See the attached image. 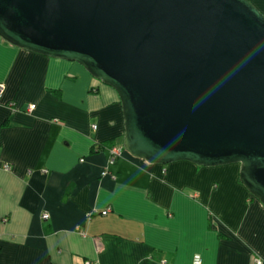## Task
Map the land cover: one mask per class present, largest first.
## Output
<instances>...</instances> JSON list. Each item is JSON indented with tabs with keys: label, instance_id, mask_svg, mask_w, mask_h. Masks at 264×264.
<instances>
[{
	"label": "crops",
	"instance_id": "1",
	"mask_svg": "<svg viewBox=\"0 0 264 264\" xmlns=\"http://www.w3.org/2000/svg\"><path fill=\"white\" fill-rule=\"evenodd\" d=\"M249 1L264 14V0ZM0 83V264L264 261V206L239 164H149L126 151L112 164L125 133L118 93L1 38Z\"/></svg>",
	"mask_w": 264,
	"mask_h": 264
},
{
	"label": "water",
	"instance_id": "2",
	"mask_svg": "<svg viewBox=\"0 0 264 264\" xmlns=\"http://www.w3.org/2000/svg\"><path fill=\"white\" fill-rule=\"evenodd\" d=\"M0 38L113 88L149 164L240 165L264 206V14L249 0H0Z\"/></svg>",
	"mask_w": 264,
	"mask_h": 264
},
{
	"label": "built area",
	"instance_id": "3",
	"mask_svg": "<svg viewBox=\"0 0 264 264\" xmlns=\"http://www.w3.org/2000/svg\"><path fill=\"white\" fill-rule=\"evenodd\" d=\"M3 90H4L3 84L0 83V99L3 96V92H4ZM35 107H36L35 105H30L28 108V112L33 111L35 109ZM93 127H94V129H96V126H93ZM109 151L111 153V163L114 164L118 158H121L124 155L126 150H125L123 145L115 144V145H112L109 147ZM5 168L9 169L10 167L8 165H6ZM102 174L104 175L105 172ZM107 213H108V209H106L105 211H102L101 215L105 216V215H107ZM42 218L48 219L49 215L44 214L42 216ZM84 264H91V263L86 262ZM193 264H203V259H202L201 255H195V257L193 259ZM254 264H264V261L261 259H256Z\"/></svg>",
	"mask_w": 264,
	"mask_h": 264
},
{
	"label": "trees",
	"instance_id": "4",
	"mask_svg": "<svg viewBox=\"0 0 264 264\" xmlns=\"http://www.w3.org/2000/svg\"><path fill=\"white\" fill-rule=\"evenodd\" d=\"M57 92V91H56ZM57 93H59V92H57ZM100 146H102V145H100ZM111 146H112V144H111Z\"/></svg>",
	"mask_w": 264,
	"mask_h": 264
}]
</instances>
